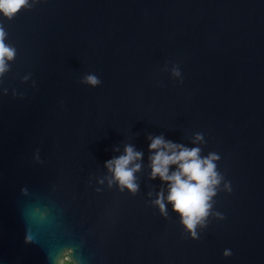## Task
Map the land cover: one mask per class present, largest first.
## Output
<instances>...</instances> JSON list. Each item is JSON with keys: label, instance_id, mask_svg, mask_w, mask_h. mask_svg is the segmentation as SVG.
<instances>
[{"label": "water", "instance_id": "95a60500", "mask_svg": "<svg viewBox=\"0 0 264 264\" xmlns=\"http://www.w3.org/2000/svg\"><path fill=\"white\" fill-rule=\"evenodd\" d=\"M0 28V264H264V0H28ZM160 135L218 157L195 229Z\"/></svg>", "mask_w": 264, "mask_h": 264}, {"label": "clouds", "instance_id": "9594fccd", "mask_svg": "<svg viewBox=\"0 0 264 264\" xmlns=\"http://www.w3.org/2000/svg\"><path fill=\"white\" fill-rule=\"evenodd\" d=\"M27 3L28 0H0V12L12 16ZM4 35L3 28H0V73L7 67L4 57L11 59L14 55V50L4 43ZM87 81L94 85L100 82L95 75H89ZM150 139L149 147L154 150L151 156L152 175L153 177L159 175L162 180L170 182L168 202H171L174 210L181 214L186 226L195 229L197 223L202 222L208 215L211 207L209 201L215 194L214 186L220 180L214 163L218 157L214 153L209 157H201L199 147L189 148L167 140L163 135ZM142 156L143 153L137 151L134 146L127 145L125 154L107 163L122 185L135 190L138 185L134 182V172L141 167V164L133 162ZM173 164L177 165L175 170L170 168ZM156 202L162 210L166 209L163 193ZM62 264H76V262L67 256Z\"/></svg>", "mask_w": 264, "mask_h": 264}]
</instances>
